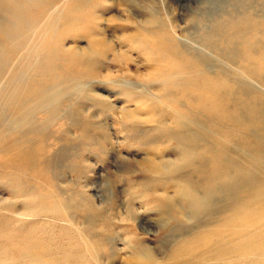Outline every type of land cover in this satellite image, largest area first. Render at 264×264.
I'll return each mask as SVG.
<instances>
[{"label":"rangeland","instance_id":"374dc122","mask_svg":"<svg viewBox=\"0 0 264 264\" xmlns=\"http://www.w3.org/2000/svg\"><path fill=\"white\" fill-rule=\"evenodd\" d=\"M90 7L91 25L69 23L58 41V31H51L55 43L51 40L50 46L62 53L80 57L91 51L93 40L107 51L92 58L96 78L71 85L53 100L54 114L41 117L50 120L46 152L55 155L63 149L61 135L72 143L50 169L62 205L51 210L53 205L27 196L33 183L20 171L17 181L0 175V264H210L197 254L184 259L181 247L216 226L206 196L217 184L212 175L197 174L202 163L190 164L192 155L176 139L172 109L187 101L163 92L162 72L149 75L163 68L154 62L160 34H171L217 61L216 53L203 46L205 32L190 28L203 6L196 0H90ZM59 25V20L52 23L61 29ZM209 117L202 119L206 125ZM235 133L240 140L242 133ZM214 148L220 152L219 142ZM219 182L228 186L232 178ZM190 195H197V204L189 201ZM218 199L220 205L222 196ZM86 239L104 249L92 263L81 246ZM133 245L148 248L147 263L135 259Z\"/></svg>","mask_w":264,"mask_h":264},{"label":"bare ground","instance_id":"6f19581e","mask_svg":"<svg viewBox=\"0 0 264 264\" xmlns=\"http://www.w3.org/2000/svg\"><path fill=\"white\" fill-rule=\"evenodd\" d=\"M64 1L0 0V175L13 181L21 178L17 171L27 175L33 183L26 188L27 196L53 205L51 210L62 205L54 174L50 176L51 163L62 161L72 143L61 135L58 142L63 149L55 155L46 152L50 120L41 117L54 114L53 100L71 85L95 79L92 58L107 53L98 47L102 42L94 40V49L80 57L52 49L53 33L58 31V41L69 23H92L86 15L90 0H70L63 6ZM196 2L203 7L190 28L205 32L203 46L216 53L217 61L171 34H160L154 62L163 68L149 74L155 78L162 72L167 83L163 92L187 101L181 109H172L176 139L183 152L192 155L190 164L202 163L197 174L212 175L211 181L217 184L206 196L216 226L187 240L181 256L190 260L197 254L199 260H211L210 264L214 260L215 264H264V0ZM55 20L61 22V29L52 27ZM38 50L45 51L40 60ZM75 67L81 71H73ZM208 115L211 124L206 125L202 119ZM229 127L242 133L240 140L234 139L236 133ZM217 142L220 152L214 148ZM223 177L232 178L230 185L220 184ZM195 196L189 197L194 205L198 203ZM34 210L29 206V212ZM81 246L91 263L104 250L90 239ZM132 249L135 259L149 261L148 248L133 245ZM208 251L211 256L205 255Z\"/></svg>","mask_w":264,"mask_h":264}]
</instances>
